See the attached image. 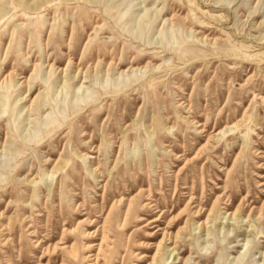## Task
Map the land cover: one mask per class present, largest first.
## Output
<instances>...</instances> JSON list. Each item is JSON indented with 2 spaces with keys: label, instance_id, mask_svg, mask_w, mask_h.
<instances>
[{
  "label": "rangeland",
  "instance_id": "374dc122",
  "mask_svg": "<svg viewBox=\"0 0 264 264\" xmlns=\"http://www.w3.org/2000/svg\"><path fill=\"white\" fill-rule=\"evenodd\" d=\"M0 264H264V0H0Z\"/></svg>",
  "mask_w": 264,
  "mask_h": 264
},
{
  "label": "bare ground",
  "instance_id": "6f19581e",
  "mask_svg": "<svg viewBox=\"0 0 264 264\" xmlns=\"http://www.w3.org/2000/svg\"><path fill=\"white\" fill-rule=\"evenodd\" d=\"M96 257V256H95Z\"/></svg>",
  "mask_w": 264,
  "mask_h": 264
}]
</instances>
